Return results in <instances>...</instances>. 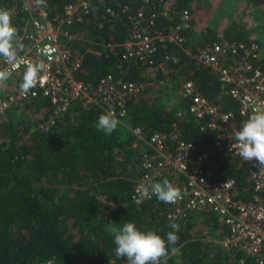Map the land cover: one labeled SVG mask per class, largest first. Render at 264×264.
Here are the masks:
<instances>
[{
  "label": "trees",
  "instance_id": "trees-1",
  "mask_svg": "<svg viewBox=\"0 0 264 264\" xmlns=\"http://www.w3.org/2000/svg\"><path fill=\"white\" fill-rule=\"evenodd\" d=\"M71 1L47 0V8L60 15L62 7ZM241 2L243 9L221 29V23L214 18L216 8L206 9L209 15L204 16L199 0H177V9L187 10L192 17L190 30L183 34L184 47L168 44L159 48L154 55L156 65L166 57L176 58L177 62H168L169 75L164 78L158 74V80L129 103L125 122L131 128H141L145 137L152 132L168 133L176 123L182 138L194 144L196 154L210 155L216 164L214 179H233L239 198L251 202L256 193L248 174L238 167L236 159L213 147L214 133L199 129L187 112L190 100L181 96L182 85L191 82L195 92L210 104L231 113L238 129L249 118L240 114L239 105L225 93L226 88L214 73L192 58L196 46L223 42L247 46L255 42L261 52L251 57L250 63L264 71V46L253 37L257 31H264V0ZM94 3V11L82 23L67 29L83 39H62L72 56L82 58L79 83L93 88L107 75L147 83L143 76L146 66L127 64L121 48L115 54H95L102 51L101 45L125 41L130 28L127 16L143 11V0ZM0 8L13 13L12 22L20 37L27 20L21 2L0 0ZM106 8L119 13L118 19L108 22ZM171 25L160 17L156 20V29L162 33ZM193 36L194 42L190 41ZM14 110H31L40 116L39 122L47 121L51 114L46 100ZM101 114L104 113L97 108L74 106L48 133L39 129L28 133L22 124L14 126L0 118V264H39L46 260L61 264L125 262L126 258L115 256L109 232L110 227H120L125 222H134L138 230H152L165 239L168 232H175L179 239L168 246L167 264H255L237 250L228 251L222 246L215 250L203 239L205 234L215 236L218 229L222 230L217 236L221 239L229 234L213 214L191 215L175 231L167 220L170 204L156 198L134 203L133 187L141 175L140 153L132 147L135 137L120 126L108 135L98 131L95 124ZM257 196L264 206V193ZM198 225L201 228L195 232Z\"/></svg>",
  "mask_w": 264,
  "mask_h": 264
},
{
  "label": "built area",
  "instance_id": "built-area-1",
  "mask_svg": "<svg viewBox=\"0 0 264 264\" xmlns=\"http://www.w3.org/2000/svg\"><path fill=\"white\" fill-rule=\"evenodd\" d=\"M19 1L27 16L20 36L24 45L20 56L25 61L42 65L43 79L25 96L19 90L25 66L14 70L8 81L17 78L19 82L0 100V113L21 108L26 103L46 100L51 114L47 121L39 125V130L43 131L72 111L74 106L80 109L97 108L103 113L112 111L120 122H125L129 103L146 86L158 80V74L164 78L169 75L171 67H168V62H177L176 58L166 57L156 65L154 55L159 48L168 44L183 48L186 41L183 34L190 30L192 21L187 10L177 9V0H143V11L127 16L130 28L125 41L120 45H101L102 51L94 53L97 56L101 53L115 54L116 49L121 48L127 64L141 63L146 66L143 76L147 83L125 81L107 75L90 88L78 81L82 58L72 56L62 39L70 41L77 38L79 33L72 35L67 29L82 23L94 11L96 0H72L62 7L60 15L53 14L47 7H35L33 0ZM105 13L108 22L119 17V13L110 8H106ZM158 17L173 24L165 33L156 29ZM260 52L261 48L255 42L247 46L223 42L196 46L192 58L197 65L209 68L214 73L218 82L226 88L225 93L239 105L240 114L250 116L254 111H264V71L254 68L250 63L251 57H258ZM4 67L8 66L0 61V68ZM181 96L190 100L187 112L197 121L199 129L214 133L213 147L224 150L236 159L238 167L248 174L256 195L251 202H244L239 198L233 179H214L216 164L210 155L196 154L194 144L186 142L177 124L173 123L168 133L152 132L146 137L141 128L129 127L135 137L133 148L138 145L141 148V175L134 184L133 196L142 183L179 179L182 197L170 204L171 211L167 215L169 224L177 226L171 228L177 231L191 215L209 212L229 230L228 236L221 242L222 248L237 250L255 264H264V206L257 196L264 193V168L255 160L243 161L236 154L237 150L232 145L239 129L231 113L223 112L219 105L210 104L195 92L191 82L182 85ZM154 198V195H150L144 201ZM107 262L116 264L115 260ZM39 264L61 263L46 260ZM119 264H126V261Z\"/></svg>",
  "mask_w": 264,
  "mask_h": 264
},
{
  "label": "clouds",
  "instance_id": "clouds-1",
  "mask_svg": "<svg viewBox=\"0 0 264 264\" xmlns=\"http://www.w3.org/2000/svg\"><path fill=\"white\" fill-rule=\"evenodd\" d=\"M33 5L47 7V2L33 0ZM12 21L13 13L0 8V61L8 66L0 68V87L6 85L14 70L24 65L19 90L27 96L42 82V65L25 61L20 56L24 45ZM119 124L115 113L107 111L98 117L95 127L108 135L113 133ZM234 140L232 147L237 150L236 154L243 161L255 160L264 168V111H254L235 133ZM150 195L167 204H173L182 197L178 187L173 186L168 179H163L158 183L140 184L132 199L139 205ZM170 227L175 229L177 226L172 224ZM109 232L113 236L115 256L118 259L126 258V264H167L168 246L175 245L179 239L175 232H168L165 239L155 231L138 230L134 222H125L120 227L112 226Z\"/></svg>",
  "mask_w": 264,
  "mask_h": 264
},
{
  "label": "rangeland",
  "instance_id": "rangeland-1",
  "mask_svg": "<svg viewBox=\"0 0 264 264\" xmlns=\"http://www.w3.org/2000/svg\"><path fill=\"white\" fill-rule=\"evenodd\" d=\"M241 1L242 0H199V3L203 4V7L199 8V10L201 14H203L204 16H207L209 15V13L208 11H206V9H212L214 11V9L216 8L214 18L215 20H217L218 23H221V26L219 28L222 29L226 27V25L228 24L229 20H231V18L232 19L235 18V16H237L240 10L243 9V5H241L242 4ZM260 32L261 31H257L255 34H253V37L257 38L260 44L264 46V34H263L264 31L263 33H260ZM77 38L83 39L82 36H77ZM195 39L196 37L193 36L190 38V41L194 42ZM18 82H19V79L13 78L10 81H7L4 87H0V100L4 98L9 92H11L16 87ZM171 96L173 98V93ZM69 116L71 117L72 115H69ZM0 118L9 121L14 126L22 124L24 127H26L29 130L28 133L36 129H39V125L42 124V122L38 121L40 116L34 114V112L31 110L23 112L20 110L11 109L7 113H0ZM63 119L64 117L60 120H63ZM36 126L37 128H35ZM118 126H120L121 129H123V131L130 132L129 125L127 122H120ZM51 128L52 126L44 132L48 133ZM136 148H137V152L140 153L141 152L140 146L138 145ZM168 180L170 181V183L173 184V186L178 187L180 189L179 179L169 178ZM196 228L197 230L195 232H197L201 228V225L196 226ZM221 231H222L221 229H218V232L216 233L215 236H209L205 234V236L203 237V239L206 242H208L211 245V247H213V249L215 248V250L220 249L221 242L223 240L217 237L219 233H221Z\"/></svg>",
  "mask_w": 264,
  "mask_h": 264
}]
</instances>
